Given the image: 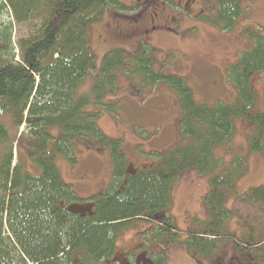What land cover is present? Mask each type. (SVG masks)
<instances>
[{"label": "trees", "instance_id": "1", "mask_svg": "<svg viewBox=\"0 0 264 264\" xmlns=\"http://www.w3.org/2000/svg\"><path fill=\"white\" fill-rule=\"evenodd\" d=\"M204 7L200 20L224 30L235 28L243 15L239 0H206ZM130 9L119 0H0V118L14 126L10 134L0 121V264H168L166 249L175 245L197 264L211 258L212 264H264V186L235 194L247 171L245 156L234 155L224 168L215 157L231 140L236 121L254 127L248 151L264 155V111H253L251 88L252 76L264 70V36L248 31L251 48L225 68L237 102L202 104L186 79L155 69V51L140 39L135 53L114 48L97 68L92 27L116 10L103 27L110 34L116 18L129 19L126 32L117 33L128 39L147 25L140 18L146 7L133 3ZM159 17L151 13L150 33L169 28ZM15 24L29 27L16 46ZM93 71L90 95L82 89ZM130 74L140 78V88L148 85L147 93L159 85L174 91L180 109L178 143L158 162L134 170L121 140L98 125L102 108L118 112L119 104L105 99L115 93L118 78ZM80 148L107 151L111 160L112 181L87 201L63 182L56 165L58 155L75 163ZM187 172L209 177L206 220L194 219L180 233L171 213L172 187ZM141 226V245L117 257L121 231ZM227 244L233 256L215 258Z\"/></svg>", "mask_w": 264, "mask_h": 264}, {"label": "rangeland", "instance_id": "2", "mask_svg": "<svg viewBox=\"0 0 264 264\" xmlns=\"http://www.w3.org/2000/svg\"><path fill=\"white\" fill-rule=\"evenodd\" d=\"M119 1L129 8L127 11L132 10L130 7L133 3L138 5V8L146 7L142 14L147 20L146 26H150V15L156 11L160 16L159 21L169 28L159 29L160 31L155 28L154 33L144 31L143 28L142 32L125 39L117 33H125L127 23L131 20L116 18L117 22H114L111 29L112 32L115 30L114 36H111L112 32L107 34L103 24H109L112 13L117 11L106 12L104 21L91 29L90 46L96 56L98 69L103 57L114 48L120 47L127 53L130 52L129 54L135 53L140 47V39L144 45L155 51V69L161 67L164 73L186 79L197 102L210 105L220 101L227 104L237 102L234 101L236 89L228 82L225 68L236 62L242 52L251 48L248 31H255L264 36V0H239L243 15L238 19L235 28L229 30L200 20L201 14L207 12L202 11L206 0ZM28 33L27 25L15 24L12 36L14 45ZM97 71H93L92 77L84 83L83 93L92 95L93 75L96 76ZM130 76L133 77L121 75L115 93L109 94L105 99V103L109 105L117 102L118 112L113 114L102 108L98 125L110 139L121 140L126 160L130 168L134 169L142 164L158 162L169 147L178 143L180 109L174 91L159 85L147 93L148 85L143 83L145 87L140 88V78L133 74ZM95 84L94 79V86ZM251 88L256 94L253 111L263 112L264 70L252 76ZM2 116L0 112V117ZM0 121H4L10 134H14L13 122L9 118H0ZM235 123L231 140L216 150L215 157L222 161L220 168H224L229 165V160L234 155L245 156L247 171L236 184L235 194L238 195L251 188L264 186V155L248 151V137L253 134L254 127L245 122ZM75 159L76 162L71 163L58 155L56 165L63 182L72 187L78 199L86 200L99 194L112 181L111 160L107 151L96 152L82 148L76 152ZM16 162L15 154L14 163ZM208 189L209 177L196 172L184 173L173 183L171 213L175 227L180 233H185L193 226L194 219L206 220L203 200ZM143 228L144 226H141L121 231L116 241L117 257H126V251L136 248L137 244L141 245L138 237ZM166 250L168 264H197L183 246L175 245ZM233 250L230 244L221 246L214 257L228 261L233 256ZM143 256L141 254L140 259ZM213 261L212 258L203 259L200 264H212Z\"/></svg>", "mask_w": 264, "mask_h": 264}, {"label": "flooded vegetation", "instance_id": "3", "mask_svg": "<svg viewBox=\"0 0 264 264\" xmlns=\"http://www.w3.org/2000/svg\"><path fill=\"white\" fill-rule=\"evenodd\" d=\"M140 18H142V16H141ZM143 19H144V18H143ZM150 19H151V18H150ZM151 20H152V19H151ZM152 21H153V20H152ZM139 28H140V27H136V29H133V31L138 30ZM146 30H148V26L145 27V31H146ZM130 31H132V29H131ZM139 259H140V257H139Z\"/></svg>", "mask_w": 264, "mask_h": 264}]
</instances>
